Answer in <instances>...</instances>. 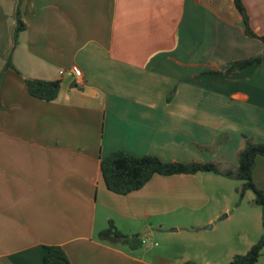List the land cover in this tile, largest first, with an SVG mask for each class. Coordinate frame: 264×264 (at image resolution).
<instances>
[{
    "label": "crops",
    "instance_id": "0c3cea01",
    "mask_svg": "<svg viewBox=\"0 0 264 264\" xmlns=\"http://www.w3.org/2000/svg\"><path fill=\"white\" fill-rule=\"evenodd\" d=\"M242 2L264 35V0ZM16 10L17 0H0V264H44L46 247L68 260L50 264H198L187 247L151 242L156 232H181L153 220L183 210L193 216L210 202L201 173L154 175L122 196L106 189L100 161L119 151L213 162L224 172L238 165L242 135L264 143L263 44L244 34L234 0H24L25 29L14 46ZM258 55L259 64L225 74ZM8 60L16 71L4 70ZM72 66L82 75L76 88L60 75ZM26 79L60 81L57 98H32ZM257 167L260 186V157ZM109 222L130 237L144 233L149 247L100 242ZM203 223L215 228L209 217ZM260 226L258 217L252 229ZM186 229L199 234L197 224ZM228 241L223 249L203 245L208 259L199 263L223 252L232 260L254 244L241 251L233 236Z\"/></svg>",
    "mask_w": 264,
    "mask_h": 264
},
{
    "label": "trees",
    "instance_id": "16d2710c",
    "mask_svg": "<svg viewBox=\"0 0 264 264\" xmlns=\"http://www.w3.org/2000/svg\"><path fill=\"white\" fill-rule=\"evenodd\" d=\"M23 2L24 0H17L16 26L13 34L14 46L17 44L19 34L25 29L21 12ZM234 6L244 24V34L249 38L262 42L264 53V35L255 33L251 28L250 18L242 0H234ZM261 60L262 56L258 55L246 60L236 61L225 71V74L235 75L243 69L259 64ZM7 68L15 70L10 60L7 61L4 70ZM24 83L28 94L32 98L44 102L55 100L60 91V81L26 79ZM242 138L245 140V146L237 154L238 165L234 170L222 172L213 162H163L152 155L135 157L118 151L111 153L100 161V174L106 189L111 193L122 196L142 189L154 175L167 177L211 173L242 182V185L236 189V192L239 193V200L243 199L247 191L253 193V203L262 210L263 232L246 254L235 255L228 264H257L258 258L264 249V191L254 182L253 171L258 157L262 158L264 164V143L254 142L252 138L246 135H242ZM217 142H221V140ZM97 238L102 243L123 245L131 250H137L143 246L142 238L122 234L112 222H109L108 226L98 233ZM53 260H62L68 263L67 257L61 248L46 247L44 264H50Z\"/></svg>",
    "mask_w": 264,
    "mask_h": 264
},
{
    "label": "rangeland",
    "instance_id": "374dc122",
    "mask_svg": "<svg viewBox=\"0 0 264 264\" xmlns=\"http://www.w3.org/2000/svg\"><path fill=\"white\" fill-rule=\"evenodd\" d=\"M216 166L218 167L217 164ZM220 168L222 167H218L219 170H221ZM227 170L229 169L224 171ZM259 171L257 167L255 169L256 178L254 176V182L260 188L261 184H264V178L261 177L259 186L257 184L260 180ZM200 175L202 187L209 196L210 202L203 209L194 212L193 216H188V213L183 210L182 212H176L172 215L159 216L161 218L160 220H153V225H158L160 221H165L166 224L163 226L164 231L179 228L181 232L170 234L168 237H171V239L156 232L157 234H154V238L151 242V245L157 248L165 246V243L169 241L178 245L180 248L187 247L184 251L188 253L191 262H197L198 264H200L203 259H208L207 253L200 250L203 245L207 246V244L221 242V248L223 249L229 247L228 238L229 236H233L235 241L239 243L236 245V249L242 251L247 248V245L244 244L246 241L255 243L263 232L262 210L253 203V193L247 191L243 199L239 200V193L236 192V189L242 185V182L211 173H201ZM161 179H163V177ZM227 212L231 213L230 218L222 219L223 214ZM242 212H245V214L247 213L248 217ZM159 217L156 218L159 219ZM207 217L214 220L215 228L204 229L207 225H204L203 222ZM258 217L261 219L260 233H256L252 229ZM171 222H174L173 227L169 225ZM193 224L199 226V234L187 231L186 227L190 228ZM249 227H251V229ZM197 249L200 251L201 255L198 253ZM196 255L199 257H195ZM230 260L231 258L227 257V253L223 252L222 256L211 264H228ZM257 264H264V249L258 258Z\"/></svg>",
    "mask_w": 264,
    "mask_h": 264
},
{
    "label": "built area",
    "instance_id": "2783aa9c",
    "mask_svg": "<svg viewBox=\"0 0 264 264\" xmlns=\"http://www.w3.org/2000/svg\"><path fill=\"white\" fill-rule=\"evenodd\" d=\"M65 74L73 77L75 82H78L79 80H81V77H82L80 69L76 66H72L67 70H61L60 71V75H65ZM142 245L149 247L147 241H144V240H142Z\"/></svg>",
    "mask_w": 264,
    "mask_h": 264
},
{
    "label": "water",
    "instance_id": "95a60500",
    "mask_svg": "<svg viewBox=\"0 0 264 264\" xmlns=\"http://www.w3.org/2000/svg\"><path fill=\"white\" fill-rule=\"evenodd\" d=\"M73 87H75V88L77 87L75 80L73 81ZM210 227H211V226H208V228H210ZM143 234H144V233H140V234L138 235V237L141 238V237L143 236Z\"/></svg>",
    "mask_w": 264,
    "mask_h": 264
}]
</instances>
